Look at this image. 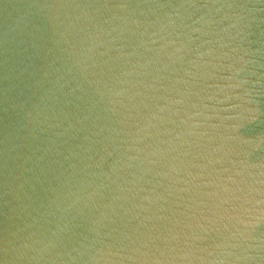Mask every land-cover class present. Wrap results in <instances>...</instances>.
I'll return each instance as SVG.
<instances>
[{"label":"water","instance_id":"95a60500","mask_svg":"<svg viewBox=\"0 0 264 264\" xmlns=\"http://www.w3.org/2000/svg\"><path fill=\"white\" fill-rule=\"evenodd\" d=\"M0 264H264V0H0Z\"/></svg>","mask_w":264,"mask_h":264}]
</instances>
